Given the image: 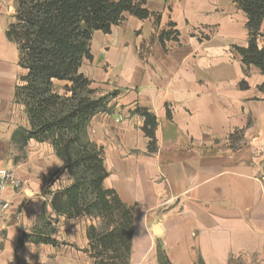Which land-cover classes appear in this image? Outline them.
<instances>
[{
	"label": "crops",
	"instance_id": "1",
	"mask_svg": "<svg viewBox=\"0 0 264 264\" xmlns=\"http://www.w3.org/2000/svg\"><path fill=\"white\" fill-rule=\"evenodd\" d=\"M16 8L0 0V169L23 185L6 194L0 264H95L88 229L99 221L58 218L51 206L71 184L63 161L50 143L15 137L30 129L16 100L28 71L7 36ZM146 8L158 24L127 16L96 31L80 69L96 98L110 96L87 135L103 150L105 189L133 209L130 264H160L159 250L171 264H264V74L238 51L249 46L248 16L234 0ZM170 32L178 38L162 43ZM137 109L157 119L154 143Z\"/></svg>",
	"mask_w": 264,
	"mask_h": 264
},
{
	"label": "trees",
	"instance_id": "2",
	"mask_svg": "<svg viewBox=\"0 0 264 264\" xmlns=\"http://www.w3.org/2000/svg\"><path fill=\"white\" fill-rule=\"evenodd\" d=\"M248 16L250 35L247 49L238 48L245 66H255L264 74V0H234ZM127 16L140 20L160 15L146 8V0H17L15 22L8 39L18 46L20 65L28 71L17 88L16 100L26 108L30 129H20L15 137L23 143L35 140L50 143L63 161L61 172L71 184L52 193L51 206L57 217L97 219L88 229L89 250L95 264H130L133 239V209L104 187L108 173L103 150L87 135L91 119L108 111L110 96L96 98L91 83L80 69L91 59V41L96 31L110 34ZM178 38V33L160 39ZM67 82L59 94L54 81ZM145 133L155 142L157 119L144 109ZM43 243H55L44 239ZM159 263L171 264L159 250Z\"/></svg>",
	"mask_w": 264,
	"mask_h": 264
},
{
	"label": "built area",
	"instance_id": "3",
	"mask_svg": "<svg viewBox=\"0 0 264 264\" xmlns=\"http://www.w3.org/2000/svg\"><path fill=\"white\" fill-rule=\"evenodd\" d=\"M23 182L15 175L14 172L7 169H0V220L5 216L11 208V202L6 194L9 191H20ZM1 233V230H0Z\"/></svg>",
	"mask_w": 264,
	"mask_h": 264
},
{
	"label": "rangeland",
	"instance_id": "4",
	"mask_svg": "<svg viewBox=\"0 0 264 264\" xmlns=\"http://www.w3.org/2000/svg\"><path fill=\"white\" fill-rule=\"evenodd\" d=\"M259 40H260V41H264V37H260ZM259 40H258V41H259ZM55 89H56V91H57L59 94H61V95L65 94L64 87L57 85V86H55ZM63 91H64V92H63ZM94 97H95V96H94ZM51 231H52V228L49 229V232H51ZM53 231L57 233V230L53 229Z\"/></svg>",
	"mask_w": 264,
	"mask_h": 264
},
{
	"label": "water",
	"instance_id": "5",
	"mask_svg": "<svg viewBox=\"0 0 264 264\" xmlns=\"http://www.w3.org/2000/svg\"><path fill=\"white\" fill-rule=\"evenodd\" d=\"M157 232H159L158 229H157Z\"/></svg>",
	"mask_w": 264,
	"mask_h": 264
}]
</instances>
